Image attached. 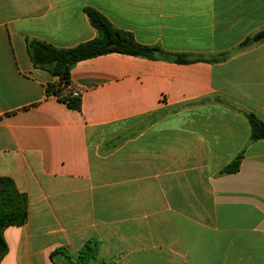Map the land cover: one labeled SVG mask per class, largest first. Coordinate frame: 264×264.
<instances>
[{
	"label": "crops",
	"instance_id": "0c3cea01",
	"mask_svg": "<svg viewBox=\"0 0 264 264\" xmlns=\"http://www.w3.org/2000/svg\"><path fill=\"white\" fill-rule=\"evenodd\" d=\"M87 8L190 62L108 54L71 72L81 111L47 97L28 40L94 39ZM263 32L264 0H0V177L28 199L0 264H73L52 254L90 240L87 264H264Z\"/></svg>",
	"mask_w": 264,
	"mask_h": 264
},
{
	"label": "trees",
	"instance_id": "16d2710c",
	"mask_svg": "<svg viewBox=\"0 0 264 264\" xmlns=\"http://www.w3.org/2000/svg\"><path fill=\"white\" fill-rule=\"evenodd\" d=\"M86 13L91 25L98 32L94 39L72 48H57L36 39H29L27 43L33 65L38 69L47 70L55 78V81L47 85L46 96L56 98L57 101L66 104L72 110L81 111L82 108L81 94H74L71 78V72L79 62L113 53L151 60L167 56L176 63L187 64L190 62L185 55H167L168 53L158 46L138 43L131 33L115 28L106 17L93 8H87ZM250 44L251 40H246L239 48L247 47ZM249 123L251 141L264 140V123L253 114L249 116ZM241 161L242 155L237 156L223 169L222 173L238 172ZM27 220V196L17 189L11 178L0 177V263L8 252L4 231L9 227L23 226ZM98 253L97 241L90 240L76 255L69 254L66 249H59L52 254V258L63 254L69 260L74 259L73 264H87L96 259Z\"/></svg>",
	"mask_w": 264,
	"mask_h": 264
},
{
	"label": "water",
	"instance_id": "95a60500",
	"mask_svg": "<svg viewBox=\"0 0 264 264\" xmlns=\"http://www.w3.org/2000/svg\"><path fill=\"white\" fill-rule=\"evenodd\" d=\"M262 39H264V32L262 34H260L256 39H254V42H258Z\"/></svg>",
	"mask_w": 264,
	"mask_h": 264
},
{
	"label": "built area",
	"instance_id": "2783aa9c",
	"mask_svg": "<svg viewBox=\"0 0 264 264\" xmlns=\"http://www.w3.org/2000/svg\"><path fill=\"white\" fill-rule=\"evenodd\" d=\"M74 94H75V95H78V94H79V92H78V91H74Z\"/></svg>",
	"mask_w": 264,
	"mask_h": 264
}]
</instances>
